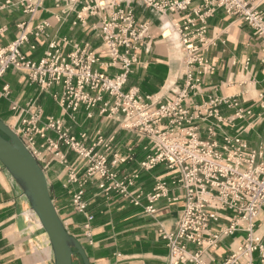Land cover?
Returning <instances> with one entry per match:
<instances>
[{
  "label": "crops",
  "instance_id": "crops-1",
  "mask_svg": "<svg viewBox=\"0 0 264 264\" xmlns=\"http://www.w3.org/2000/svg\"><path fill=\"white\" fill-rule=\"evenodd\" d=\"M0 0V45L9 47L23 33L25 43L22 55L38 63L56 43L64 56L75 50L90 49L100 59L94 70L113 76L121 67H110L109 51L103 41L101 23L118 9L131 11L140 24H148L150 43L138 50V63L133 65L124 92L135 89L142 97L154 100L171 99L174 91L184 87L187 67L182 53L161 38L165 17L138 0H87L85 5L67 6L47 0L34 16L26 14L19 5L21 0ZM207 0L195 1L183 15L195 19L197 25L206 27L207 37L213 46L207 59L213 70L202 77L200 86L192 91L185 105L194 116L193 125L204 140H213L222 147L227 137H240L246 150L264 153V41L240 16L227 15L218 10L199 20L195 12L205 11ZM253 10L264 20V0H248ZM104 2L109 8L94 10L95 4ZM115 7H112L113 4ZM44 23L48 26L40 31ZM34 47V48H33ZM61 87L43 89L28 79L27 71L8 70L0 77V119L12 129L23 128V121L38 116V127L45 131L51 119L63 120L66 130L76 137L87 150L104 154L112 160L115 155L127 159L115 168L121 178L137 174L139 178L129 189L130 198L117 192H103L98 182L84 186L85 214L74 211L73 195L80 185L69 180L71 171L83 179L87 161L59 142L65 161L45 151L47 139L57 140L52 131L46 137L36 136V148L41 152V165L49 183L56 209L69 233L83 246L90 264H166L168 249L163 236L175 230L184 209V193L174 183L176 172L161 164L146 170L141 164L153 153L148 139L137 132L124 129L121 119H109L95 112L88 118L86 109L78 114L65 112L57 98ZM162 100V101H163ZM217 101V102H216ZM214 102V104H212ZM16 107V110H14ZM215 109L224 119L218 122L208 116ZM200 110L202 115L198 116ZM243 117H235L239 112ZM199 117L200 119H198ZM231 118V120H229ZM102 143L98 145L99 139ZM167 184L166 196L154 204L156 213L146 212L150 205L148 196L158 183ZM135 202H139L138 205ZM31 208L0 164V264H54L49 239L39 222L28 218ZM220 226H229L233 211H220ZM87 216H93L88 222ZM87 225L89 226L88 228ZM216 247L205 244V260L210 264H223L241 246L246 237L245 224ZM256 236L263 251L253 254V264H264V208L255 220ZM196 251V246H191ZM83 264V263H82ZM242 264H245L242 261Z\"/></svg>",
  "mask_w": 264,
  "mask_h": 264
},
{
  "label": "built area",
  "instance_id": "built-area-1",
  "mask_svg": "<svg viewBox=\"0 0 264 264\" xmlns=\"http://www.w3.org/2000/svg\"><path fill=\"white\" fill-rule=\"evenodd\" d=\"M46 1L21 0L19 5L26 14L34 16ZM51 1L72 7L84 4V10L92 8L86 6L87 0ZM138 1L165 17L161 38L180 50L187 67L184 87L179 92L174 91L171 99L162 101L142 97L135 89L124 92L132 67L138 63V50L144 43H150V40L147 41L150 39L149 25L138 23L133 13L124 9H118L101 23L103 41L111 59L109 66L121 67V73L110 76L96 72L94 67L100 59L90 49L75 50L64 56L56 43L50 44L49 51L38 63L30 61L20 51L26 41L23 33L9 47L0 45V77L10 69L27 71L29 81L43 89L61 87L62 94L57 99L65 112L74 115L86 109L91 119L98 109L99 115L109 119L120 118L124 129L137 132L150 141L153 153L141 164L142 168L151 170L161 164L167 166L177 173L174 185L184 193V209L176 228L163 236L168 249L166 264H210L204 258L205 244L209 248L216 247L223 238L234 235L242 228L241 223L246 225L247 237L223 264H242V261L253 264V254L263 251L261 240L256 236L255 220L264 208V153L247 151L240 137H227L224 146L220 147L216 141L202 139L198 127L192 124L195 119L185 102L190 93L200 86L202 77L213 70L207 53L214 43L207 37L206 27H199L195 19L187 15L181 18L175 16L188 11L197 0ZM11 3L12 0L6 1L7 5ZM115 6L114 3L112 7ZM107 8L104 2L93 7L94 10L104 11ZM204 8L205 11L195 12L199 20L222 10L227 15L242 17L254 29L255 35L264 41L262 14L253 10L248 0H207ZM47 26L44 23L39 30L43 31ZM197 111L201 116V111ZM208 116L218 122L224 121L213 108L208 111ZM235 117H243V112L239 111ZM38 123V116L35 115L23 121V128L13 130L39 163L41 152L36 148V136L45 138V131L57 135V140L47 139L45 151L65 161L59 150L61 142L87 161L83 179L80 180L74 171L69 177L71 183L80 185V190L72 197L76 213H86L88 204L84 186L91 181L98 182L99 188L107 194L117 192L123 197H131L129 189L139 176L132 174L121 178L115 170L127 159L115 155L109 160L104 154L85 149L76 137L68 133L63 120L51 119L44 132L39 129ZM102 142L100 138L98 145ZM167 190L166 183L157 184L148 196L150 205L146 208L147 213H156L154 204L166 196ZM226 210L233 211L235 215L231 224L223 227L220 226L219 212ZM28 218L39 222L32 210ZM93 219V216H87L88 222ZM191 246H196L197 250L192 251Z\"/></svg>",
  "mask_w": 264,
  "mask_h": 264
},
{
  "label": "water",
  "instance_id": "water-1",
  "mask_svg": "<svg viewBox=\"0 0 264 264\" xmlns=\"http://www.w3.org/2000/svg\"><path fill=\"white\" fill-rule=\"evenodd\" d=\"M0 164L36 215L48 236L54 264H90L82 244L72 236L54 204L44 169L15 131L0 119Z\"/></svg>",
  "mask_w": 264,
  "mask_h": 264
},
{
  "label": "rangeland",
  "instance_id": "rangeland-1",
  "mask_svg": "<svg viewBox=\"0 0 264 264\" xmlns=\"http://www.w3.org/2000/svg\"><path fill=\"white\" fill-rule=\"evenodd\" d=\"M74 264H82V260L79 256L74 257Z\"/></svg>",
  "mask_w": 264,
  "mask_h": 264
},
{
  "label": "bare ground",
  "instance_id": "bare-ground-1",
  "mask_svg": "<svg viewBox=\"0 0 264 264\" xmlns=\"http://www.w3.org/2000/svg\"><path fill=\"white\" fill-rule=\"evenodd\" d=\"M167 34V33H166Z\"/></svg>",
  "mask_w": 264,
  "mask_h": 264
}]
</instances>
